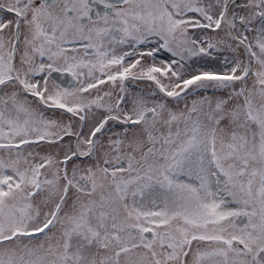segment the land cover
I'll list each match as a JSON object with an SVG mask.
<instances>
[{"label":"snow or ice","instance_id":"obj_1","mask_svg":"<svg viewBox=\"0 0 264 264\" xmlns=\"http://www.w3.org/2000/svg\"><path fill=\"white\" fill-rule=\"evenodd\" d=\"M0 264H264V0H0Z\"/></svg>","mask_w":264,"mask_h":264}]
</instances>
